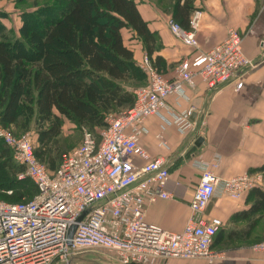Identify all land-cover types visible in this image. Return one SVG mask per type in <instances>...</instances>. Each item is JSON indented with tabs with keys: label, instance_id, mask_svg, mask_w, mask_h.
<instances>
[{
	"label": "built area",
	"instance_id": "built-area-1",
	"mask_svg": "<svg viewBox=\"0 0 264 264\" xmlns=\"http://www.w3.org/2000/svg\"><path fill=\"white\" fill-rule=\"evenodd\" d=\"M202 15L195 9L187 28L171 18L172 33L185 44L198 46ZM242 41L243 35L229 28L223 41L182 60L173 78L145 55L141 67L148 81L134 89V103L119 115H108L99 138L84 127L82 141L62 153L55 170L36 156L31 133L16 135L0 122V137L12 148L15 161L25 166L19 178L30 177L38 187L30 200H0V264H61L99 248L125 264L171 257L219 258L213 244L224 221L206 214L209 202L217 194L241 197L262 183L263 173L222 177L204 164L185 226L180 231L165 229L149 222L146 212L150 203L172 197L166 189L169 161L152 156L140 137L147 118L167 108L169 97L185 84L194 85L200 77L216 90L235 81L239 71L255 66L257 61L245 55ZM242 84L238 81L237 88ZM192 114L190 110L179 115L176 124L189 128ZM252 249L264 254V239Z\"/></svg>",
	"mask_w": 264,
	"mask_h": 264
},
{
	"label": "crops",
	"instance_id": "crops-1",
	"mask_svg": "<svg viewBox=\"0 0 264 264\" xmlns=\"http://www.w3.org/2000/svg\"><path fill=\"white\" fill-rule=\"evenodd\" d=\"M135 1L149 29L159 38L151 59L161 57L158 69L168 78L175 76L182 60L223 41L231 27L243 35L245 55L257 61L255 66L239 71L235 81L216 90L200 77L194 85L185 84L169 97L167 108L148 117L144 124L140 141L152 156L169 161L166 189L172 194L150 203L146 219L162 228L180 231L191 214V199L204 164L222 177L244 172L264 175V170H258L264 165V0H195L196 9L203 11L196 47L172 33V14L164 0ZM122 34L141 66L148 55L142 39L130 28H123ZM238 81L243 82L240 88ZM190 110L193 124L183 129L175 120ZM199 136L204 141L197 145ZM139 164L143 161L139 160ZM256 188L264 189V180L239 198L217 194L209 202L206 214L224 221L213 244L221 254L217 260L175 258L151 264H264V254L252 249L254 243L264 239V211L242 214L252 206Z\"/></svg>",
	"mask_w": 264,
	"mask_h": 264
},
{
	"label": "trees",
	"instance_id": "trees-1",
	"mask_svg": "<svg viewBox=\"0 0 264 264\" xmlns=\"http://www.w3.org/2000/svg\"><path fill=\"white\" fill-rule=\"evenodd\" d=\"M164 2L172 18L189 27L195 0ZM32 5L40 7L22 14L20 36L12 34L4 21L7 14L0 9V122L21 131L33 122L38 129L35 154L55 170L62 153L70 149L47 142L61 136L65 118L99 138L100 131L93 127L105 128L107 116L130 107L134 89L148 81L125 44L122 29L130 28L142 39L150 58L159 38L135 0H33ZM160 60L157 55L152 61L157 69ZM0 167L13 175L6 186L0 182L11 202L30 200L38 192L30 177L18 178L25 166L15 161L12 148L1 137ZM254 195L252 206L242 214L264 211V189H254Z\"/></svg>",
	"mask_w": 264,
	"mask_h": 264
},
{
	"label": "rangeland",
	"instance_id": "rangeland-1",
	"mask_svg": "<svg viewBox=\"0 0 264 264\" xmlns=\"http://www.w3.org/2000/svg\"><path fill=\"white\" fill-rule=\"evenodd\" d=\"M32 2H33V0H31V2H28V3H26V2L20 3V0H0V9H2V11H5V13L7 14L4 17V20L7 21L8 27L10 29H13L12 30L13 35H15V36L21 35L19 29L22 25V14L23 13H31L32 11L39 8L40 5H42V4H40L39 7H35L32 5ZM5 9H7L8 12ZM126 109H127L126 106L118 108L115 111H112L109 115H119L122 112H124ZM83 128L84 127H82L81 125L79 126L76 123L65 118L64 119V125H63V131H62L61 136L55 140H50L47 143L49 146L62 145V148L64 151L67 149H71L74 146L78 145L82 141ZM93 128L96 132H99L102 130V127H96V128L93 127ZM11 131L14 134L16 133L17 135L29 132L34 137L35 146L38 144V129L33 122L31 123L30 129H28L26 131H21L18 128L17 129L11 128ZM54 154L56 155V151ZM57 156H58V154H57ZM19 174H18V178H19ZM25 177H27V176H25ZM25 177L19 178V179H24ZM11 179H13V175L11 174L10 170L0 167V182H4L3 185L6 186L7 185L6 182L8 180H11ZM22 186H24V185H22ZM7 195H9V194H5L3 192V189L1 188L0 189V200L11 202V200L7 199ZM20 199L22 200V198H16V200H13V201L19 202V201H21ZM218 243H219V239L217 238L215 247H217ZM214 251L219 253V251L216 249H214ZM80 256H81V258L78 260V264H80V263L99 264V262L102 264H125L119 258H117L111 251H109L108 249H105V248H99V249H96L93 251H89V252L84 253L83 255H80ZM168 259H175V258H173V257H171V258H157L154 260H168ZM176 259H183V258H176ZM217 259L218 258L212 260V262H214ZM129 264H134V263H129Z\"/></svg>",
	"mask_w": 264,
	"mask_h": 264
},
{
	"label": "water",
	"instance_id": "water-1",
	"mask_svg": "<svg viewBox=\"0 0 264 264\" xmlns=\"http://www.w3.org/2000/svg\"><path fill=\"white\" fill-rule=\"evenodd\" d=\"M204 141V137L203 136H199L195 143L197 145H200L202 142ZM81 258L80 255H73L70 257V259L67 262H63L61 264H78V260Z\"/></svg>",
	"mask_w": 264,
	"mask_h": 264
}]
</instances>
